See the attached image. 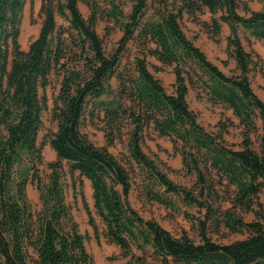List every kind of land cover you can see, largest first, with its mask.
<instances>
[{"label":"trees","instance_id":"trees-1","mask_svg":"<svg viewBox=\"0 0 264 264\" xmlns=\"http://www.w3.org/2000/svg\"><path fill=\"white\" fill-rule=\"evenodd\" d=\"M80 1L87 2L42 0L44 18L39 36L24 51L19 38L27 0H0V264H30V248L39 264H93L87 237L79 231L67 202L61 162L90 181L106 238L121 248L123 257L132 258L126 264H146L144 258L132 257V245L144 253L150 248L162 264L264 263V207L258 201L264 189V101L251 87L254 60L239 35L243 28L264 42V8L246 17L238 13V0H171V5L169 0H161L165 9L145 22L150 0H130L133 8L129 15L111 0L107 16L120 25L123 36L117 49L107 54L95 28L97 8L86 20ZM204 8L212 14L223 12L219 20L212 18L210 26L215 37L221 33V23L229 26L227 54L236 62L237 75L224 74L180 25L185 14L195 17ZM56 13L69 22L68 28L58 27ZM132 42L137 53L124 64ZM148 57L163 67H174L173 94H168L150 71ZM54 74L60 89L51 114L56 130L49 144L58 161L49 165L51 174L43 179L38 168L42 163L38 136L47 100L40 90L50 85ZM194 77L211 101L226 105L238 118L243 128L240 150L224 146L223 134L208 132L190 109L187 96ZM113 78L118 82L116 89L111 84ZM90 105L92 119L103 123L108 146L126 137L130 158L156 185L205 210L198 221L199 242L186 233L175 237L132 208L128 169L107 147L96 146L81 131ZM258 121L262 132L259 152L252 148L251 140ZM147 129L170 138L177 147L182 143L183 165L197 175L198 194L175 185L144 152ZM204 172H216L234 188L231 208L216 210L209 204L205 192L209 190L212 197L214 185H209ZM29 183H35L40 194L37 213L27 198ZM150 199L168 203L162 194ZM84 206L95 227L85 201ZM243 212H253L256 219L245 222L239 215ZM210 225L224 226L232 233L246 234V238L218 244L209 237Z\"/></svg>","mask_w":264,"mask_h":264},{"label":"rangeland","instance_id":"rangeland-1","mask_svg":"<svg viewBox=\"0 0 264 264\" xmlns=\"http://www.w3.org/2000/svg\"><path fill=\"white\" fill-rule=\"evenodd\" d=\"M114 1L124 15L131 14L133 2L130 0ZM169 1L171 5L172 1ZM87 2L80 1V12L84 19L88 20L92 15L93 8H97L98 16L95 28L103 39L106 53L111 54L117 49L123 36L120 25L107 16V12L112 9L111 0H87ZM238 2L240 6L238 13L246 17H249L251 12H258L264 8V0H238ZM41 6L42 0H27L26 2L19 38V43L24 51H27L31 42L39 36L44 18L41 13ZM164 9L165 4L163 1L157 0L154 2V0H150L144 21L156 19L158 12H162ZM222 14L223 12L221 11L212 14L208 9L204 8L195 17L185 14L180 19V25L186 36L206 54L213 64L218 66L227 76H234L238 74L237 65L235 60L229 58L227 54V37L230 35L229 26L221 23V33L218 37L214 36L210 26L212 18L219 20ZM56 21L58 27H69V22L58 13H56ZM239 35L245 49L252 54L254 60L252 73L250 74L251 87L255 94L264 101V42L251 36L243 28L239 29ZM129 50L130 53L126 54L123 59L124 64L130 60L132 54L137 53L133 42L129 44ZM148 62L150 71L161 80L167 93L173 94L176 82L174 67H163L153 57H148ZM225 62L227 64H224ZM156 67L161 68V70H156ZM111 84L116 89L118 85L117 79L113 78ZM59 89L60 82L57 75L54 74L50 78V85L45 90H40V95L47 100V109L42 115V127L38 136V145L42 153V163L38 168L43 179H46L51 174L49 165L58 161L56 153L49 144V138L56 130V123L52 120L51 114ZM187 101L190 109L198 115L199 122L208 132L215 135L222 133L224 146L232 150L241 149L243 128L240 126L238 118L234 116L233 111L226 105L211 101L205 87L197 81V77H194V83L189 84ZM90 110L91 105L84 117L81 131L96 146L107 147L110 153L128 169L132 180V190L129 195V202L132 208L145 220L158 222L175 237L179 238L186 233L192 240L199 242L198 221L204 218L205 210H200L195 205L186 204L182 197L166 194L164 188L156 185L150 174L143 171L130 158L126 137L122 140H116L113 145L108 146L102 131L103 123L100 120L92 119L91 114H89ZM96 114L98 113L96 112ZM257 125L258 131L251 134V140L252 148L259 152L260 135L262 134L261 121H258ZM142 147L144 152L156 162L160 171L175 185L191 193L198 194L197 175L187 172L183 165V157L180 152L182 143H179L177 147L170 138L160 137L152 129H147L144 132ZM61 166L62 180L66 186L67 202L72 209L79 231L87 237L86 248L93 258V264L128 263L132 258L123 257L121 248L110 243L106 238V226L95 210L90 181L80 178L78 174H73L66 162H61ZM204 173L207 174L209 185H214L215 194H212V197L209 195V190L205 192L209 204L216 210L231 208L230 198L234 188L228 186L227 181H223L216 172ZM158 194L168 198V203L164 205L150 199L151 196ZM27 198L31 204L32 211L34 213L39 212L41 209L40 194L35 183L28 184ZM84 201L91 211L95 227L91 224L90 215L85 209ZM258 201L264 207V189L259 194ZM255 208L260 210L258 207ZM239 215L245 222H252L256 219L253 212H243ZM209 237L218 244L223 245L243 240L246 238V234L232 233L224 226L216 228L210 225ZM151 254L152 250L150 248L145 249L144 253L132 245V257L144 258L146 264H162ZM28 259L30 264H39L37 255L31 248L28 253Z\"/></svg>","mask_w":264,"mask_h":264}]
</instances>
